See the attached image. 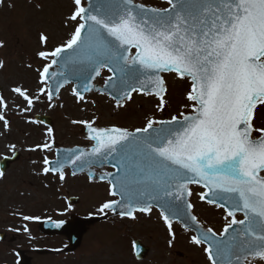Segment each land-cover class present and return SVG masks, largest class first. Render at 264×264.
<instances>
[{
    "label": "snow or ice",
    "instance_id": "1",
    "mask_svg": "<svg viewBox=\"0 0 264 264\" xmlns=\"http://www.w3.org/2000/svg\"><path fill=\"white\" fill-rule=\"evenodd\" d=\"M166 3L168 7L155 8L134 0H88L87 4L72 0L67 21L73 26L67 39L38 53L41 59H50L36 69L38 94L21 85L11 91L26 102L23 111L27 112L42 96L51 102L71 77L81 82L72 89L73 96L78 103L86 102L83 93L91 92V82L107 69L111 75L106 88L116 108H123L138 93L155 97V108L164 112L169 89L163 74L174 73L176 79L189 82L190 103L185 107L190 112L168 120L146 116L144 125L134 131L96 127L95 119L73 120L86 128L87 139L93 142L90 150L68 149L65 158L57 150L55 161L44 156L42 174L56 175L63 182L69 164L83 170L107 163L115 171L99 179L107 180L112 199L99 206V213L135 220L138 212L151 214L158 206L173 239L175 219L197 222L191 215L189 185H200L206 189L199 193L200 199L223 208L226 224L219 234L212 228L199 232L191 237L192 243L206 245L203 250L210 264L264 261V126L255 123L258 106L264 107V0ZM47 40L41 35L42 42ZM49 81H55L56 87ZM8 110L0 95V122L5 129L10 127ZM48 135L51 142L28 150L51 151L55 144L51 128ZM4 175L0 171V178ZM90 179H95L94 173ZM237 213L243 219H237ZM24 231H30L27 224Z\"/></svg>",
    "mask_w": 264,
    "mask_h": 264
},
{
    "label": "rangeland",
    "instance_id": "2",
    "mask_svg": "<svg viewBox=\"0 0 264 264\" xmlns=\"http://www.w3.org/2000/svg\"><path fill=\"white\" fill-rule=\"evenodd\" d=\"M135 1L149 7H168L166 0ZM72 7V0H4L0 5V18L4 23L3 27L7 29L6 33H11L8 37V66L12 77L8 80V87L21 85L30 89L32 94H38L40 85L36 69L49 62L41 59L38 53L51 51L67 39L73 26L67 21ZM41 35L48 37L46 43L41 41ZM109 75L102 71L97 81L99 87L106 83ZM164 77L169 89L164 112L155 108L158 103L155 97L138 93H134L132 100L125 102L122 109L116 108L114 100L108 96L99 94H91L85 98L86 102L78 103L72 94L73 85L60 92L56 103L48 102L42 96L41 102H36L29 111L24 112L26 102L9 89L7 93L10 110L7 114L17 120L11 133L16 144L14 150L23 151L27 156L30 152L35 155L39 150L28 153L26 149L51 142L48 128H25L24 122L28 116L53 115L57 120L53 129L54 145L83 148L90 147L92 142L83 136V126L73 124V120L95 119L96 127L118 126L134 131L136 127L144 125L146 116L168 120L173 115L178 116L180 112L188 114L190 107L185 105L190 103L186 100L189 82L176 79L174 74ZM255 123L257 126H264L262 106L257 108ZM5 143L8 144L4 146ZM8 146L9 141L0 140V149L6 150L10 148ZM46 152L50 153L46 156L54 160V149ZM42 167L33 166L27 161L16 170V176H21L24 183L21 191L22 207L27 206L26 202H31L33 208L39 209L40 219L48 217L51 220L65 221L75 215L84 218L89 215H102L98 211L99 206L112 199L107 183H92L85 176L76 177L70 173H66V179L61 182L56 175H43ZM201 192L203 190L200 188H192L190 203L193 204V214L204 228H212L219 234L226 224V213L218 207L202 203L199 196ZM69 198H77L78 204L71 205ZM136 215L137 219L131 220L113 217L109 213L104 222L87 225L81 247L73 254L66 251L67 240L58 238L53 243L54 246H59L66 252L59 254L55 264H210L203 250L205 246L193 244L191 237L194 234L181 229L178 223H173V239L160 213L155 209L151 214ZM237 219L242 217L237 216ZM135 240L149 249L148 256L142 262H138L133 253ZM249 264H264V261L253 260Z\"/></svg>",
    "mask_w": 264,
    "mask_h": 264
},
{
    "label": "flooded vegetation",
    "instance_id": "3",
    "mask_svg": "<svg viewBox=\"0 0 264 264\" xmlns=\"http://www.w3.org/2000/svg\"><path fill=\"white\" fill-rule=\"evenodd\" d=\"M3 24L2 18H0V43L3 44V47H0V61L5 64V68L0 69V95H3L10 105L7 93L9 89L11 90V87H8V80L12 77L8 66L9 34L6 33ZM5 114L10 120V127L5 129L3 122H0V140L9 141L8 147L13 144L16 146L11 133L17 120L9 116L7 112ZM53 119L57 121L56 118L53 117ZM24 123L27 129L39 128V126L45 128L40 122L32 123L29 116ZM7 144L5 143L4 146ZM28 149L26 151L29 153ZM45 155L41 151L35 155L30 152L27 156L25 152H18L11 147L6 150L0 149V161L5 158H14L15 160L9 164V168L4 172L5 175L0 178V264H55V261L60 257L59 246L53 244L57 238L43 236L41 233L40 222L46 217L39 221H24L22 219L23 215L40 216V211L33 208V204L28 200L27 206L22 207L21 191L24 183H22L20 175V179L16 176V170L27 161L36 167L43 166ZM25 224L28 225L30 231H24Z\"/></svg>",
    "mask_w": 264,
    "mask_h": 264
},
{
    "label": "water",
    "instance_id": "4",
    "mask_svg": "<svg viewBox=\"0 0 264 264\" xmlns=\"http://www.w3.org/2000/svg\"><path fill=\"white\" fill-rule=\"evenodd\" d=\"M87 2H88V0H87ZM134 3H136V2L134 1ZM133 50H135V49H133ZM105 70H107V69H105ZM65 74L66 75L68 74V70L67 69L65 70ZM99 77H96L95 80H93L91 82L92 91L83 93L84 96L91 95V93H99V94H107L111 99H113L112 95L110 94V91L106 88V84L107 83L102 88L98 87L96 82L99 79ZM69 83L75 84L74 88H77L78 85H80L81 82L79 80L75 79V78H71L70 77V82ZM69 83L65 84L62 88H64L67 85H69ZM49 84H51V86L53 88L56 87V82L55 81H49ZM62 88H60V90ZM56 98H57V96H54V99H56ZM39 119L46 121L49 125L51 124L50 118L48 119V118L39 117L38 120ZM83 136L85 138H87V130H86V128H84V130H83ZM56 149L60 150V158H65V156L67 154V150L70 149V148L61 147V148H56ZM72 149H76V148H72ZM83 149L90 150V148H83ZM9 163L10 162H6V161L4 162V167H5L4 170H6L8 168ZM67 168H69V170H71V172H73L75 170L76 171V175H87L89 178H90V173H94L95 174V179H90V180L106 182L107 180H103L102 181V180L99 179V177L101 175H104L103 173L105 172L106 168H112V167H111V165L106 163L103 167L93 165L90 169L88 167H84L83 170L77 169V168H75V166H73L71 164H69V165H67L65 167V169H67ZM189 187H190V185H189ZM69 202L72 203L73 205L78 203L76 198L75 199H70ZM154 208L160 210V208L158 206H154ZM191 215H192V212H191ZM115 216H118V215H115ZM104 219H105L104 216H102V217H89V218H86V219L78 217V216H73L69 221L63 222L60 227L56 226L57 222L51 223V222H48V221H43L41 223V231L43 232V234L45 233L46 235L54 236V237L55 236H65V237L67 236L68 241H69V243H68V245H69L68 251L69 252H73V251L77 250L78 247H80V243H81L82 238H83L84 233H85L86 224L87 223H97V221H103ZM175 220L179 221L183 228L191 230L192 232H195L196 235H198L199 232L204 231V229L197 222H193L190 219H188L187 222H185L182 219H175ZM148 251L149 250L147 248H145L140 242L136 241L134 253L136 254V258H137L138 261H142L148 255V253H149ZM250 260H252V259L249 258V261ZM249 261H246V262H249ZM246 262H245V264H246Z\"/></svg>",
    "mask_w": 264,
    "mask_h": 264
}]
</instances>
